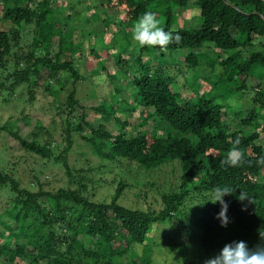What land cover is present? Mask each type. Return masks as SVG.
Masks as SVG:
<instances>
[{"label":"trees","instance_id":"1","mask_svg":"<svg viewBox=\"0 0 264 264\" xmlns=\"http://www.w3.org/2000/svg\"><path fill=\"white\" fill-rule=\"evenodd\" d=\"M29 1L0 0L1 16L16 26L36 25L44 52L49 51L53 37L59 38L64 49L69 35L60 25L49 21L50 0H40L38 9ZM191 2L200 12V27L173 30L177 14ZM132 6L122 29L133 28L139 17L152 12L162 28L171 31L173 36H180L178 42L174 40L168 45L167 51L146 46L134 60L124 58L122 53L115 57L126 80L137 71L130 81L135 89L132 104L138 102L144 107L140 114L144 115V121L152 123L151 134L144 127L135 133L128 130L112 133L98 120L95 127L86 119L84 109L83 122L76 129L87 128L86 140L94 154L109 169L111 165L117 166L119 172L110 177V171L98 168L97 181L88 180L82 174L77 182L79 187L56 191H46L38 180L39 188L32 191L21 187L12 174L0 169V190L11 182V189L16 193L10 207L0 210L3 229L0 264H159L152 253L161 251L162 246L176 257L177 254L193 255L191 260L184 258L187 264H200L198 258L206 261L232 241H246L249 248L264 245L259 237V232L264 231V166L257 165V158L264 155V144L258 141L264 132V0H133ZM18 31L15 30L14 38ZM10 33L0 29V69H5L7 64ZM210 44L215 46L214 55L205 61L211 65L212 72L201 74L199 70L192 78L182 73L186 81L190 80L184 86H193L199 80L210 85L207 95L195 93V101L184 98L181 90L174 89L172 77L165 76L160 67L153 69L151 60L144 59L142 53L144 50L158 56L189 49L186 62L195 69L200 65L201 50ZM36 45L25 54L24 69L11 71L0 80V95L6 90L15 93L21 85L33 82L38 85L39 79L32 82L31 76L39 74L40 63L53 72L69 71L65 82L59 80L62 87L70 78H80L73 62H61L59 53L55 58L37 54L40 45ZM249 47L257 49L243 56V50ZM30 62L33 67L28 66ZM217 66L221 67L222 74L215 73ZM47 77L45 73L38 78L46 81ZM121 87L116 90L119 97L125 94ZM45 89L51 91L49 86ZM245 91L252 93L251 101ZM74 92L67 96L70 103L75 102ZM34 93H29L31 102L35 100ZM136 109L126 100H120L117 108L112 104L107 109L94 107L96 112L114 115L116 124L122 122L117 115L119 111H124L129 120ZM159 130L161 134L157 133ZM17 138L27 151L51 156L47 146ZM237 138L238 146L234 144ZM71 144L64 152L70 150ZM233 148L242 153L240 166L221 165V160ZM55 161L72 175L62 153ZM167 165L170 174L163 178L154 176ZM138 174L149 177L139 190V199L146 203V209L121 203L127 189L133 187L130 180ZM217 185L236 189L224 197L229 202L227 227H221L215 219L219 202L202 204ZM101 188L109 189L103 199H97L95 192L89 196L92 189L100 191ZM152 188L157 190V195L152 194ZM240 192L248 196L243 201L238 199ZM152 200L159 207L148 202ZM60 222L65 231L62 237L55 227ZM138 246H142L140 253Z\"/></svg>","mask_w":264,"mask_h":264},{"label":"rangeland","instance_id":"2","mask_svg":"<svg viewBox=\"0 0 264 264\" xmlns=\"http://www.w3.org/2000/svg\"><path fill=\"white\" fill-rule=\"evenodd\" d=\"M39 1L31 0L29 2L33 8L38 9ZM132 2L133 0H112L111 3L109 0H50L52 11L49 13V21H52L57 26L60 25L63 32L68 34L69 37H67V44L63 47L64 49L60 46L59 38L53 37L47 52H44L42 39L36 33V25L29 23L16 26L1 16L0 8V29L11 31V47L7 55L8 59H6L5 69H0V80L4 79L11 71L24 69L27 64L25 54L32 51L34 46H37L36 44L40 45V48L37 49V54L44 53L49 58H55L59 53L60 61L68 60L73 62L74 67L79 70L80 74L79 79L70 78L67 80L65 87H62L59 84V80L62 79V82H65L69 71L59 70L58 72H53L48 65L49 69L40 63L37 66L38 71L42 76L48 73L46 81L40 80L38 74L37 76H31L32 82L39 79L37 80L38 85L33 82L29 85L19 86L15 93L8 90L1 92L0 169L5 174H12L21 187L35 191L39 188L40 182L46 191H56L59 188L74 189L79 187L77 182L82 174L88 180L97 181L99 179L97 177L98 168L103 171H110V177L119 172L117 166L111 165L109 169L107 163H103L94 154L92 146L86 140L89 133L86 130L87 128L83 130L76 129L78 124L83 122L81 114L84 109H86L87 113L86 119L95 127H97L98 120L112 133H118L122 130L135 133V131L144 127L151 134L152 123L144 121V115L141 116L140 114L144 107L138 102L132 104L134 101L132 92L135 89L130 85V81L133 74L137 71L135 69L134 73L130 74V78L126 80L115 60L118 53H122L124 58L134 60L142 50V48L135 46L131 40L133 28L122 29L125 20L130 17L128 10L133 8ZM187 7V9L182 8L177 14L176 20L171 27L173 30L200 27L199 10L192 2ZM116 9H119V12ZM120 19H123L124 22H120ZM16 29L19 30L18 36L14 38L13 35ZM214 47L213 44L203 47L201 50L202 55L199 56L200 65L195 69L186 62V55L189 53V49L178 50L170 54L164 52L165 54L158 56L157 54H148L144 50L142 53L144 59L151 60L153 69L160 67L165 76L169 75L172 77L174 81L172 87L174 89L181 90L184 98L195 101V93L201 96L207 95L206 92L209 90L210 85L204 80H199L193 86H184L185 77L192 78L199 70H202L200 71L201 74H204V71H211V65L207 64L205 59L214 55ZM256 49V47H249L243 50L242 55L247 56ZM163 59L166 61L165 63H163ZM33 60L34 58H32ZM28 66H32V63L30 62ZM184 72L186 73L185 77L182 74ZM222 72L221 67L217 66L215 73L222 74ZM112 75L115 76L114 79L110 77ZM186 82L190 84V80ZM46 86L50 87V92L45 89ZM119 86L125 89L124 96L119 97L116 95V90ZM191 87L195 88L192 90ZM72 90H75L74 103L66 100ZM21 91L23 93L20 96ZM30 92H35V100H32V102L29 97ZM245 95L250 98L249 96L252 93L245 91ZM120 100H126L137 107L131 113L129 120L124 111H119L117 115L122 120L120 124L115 123L114 115H106L105 113L94 111V107L104 106L107 109L110 104L117 108ZM251 100L250 98L249 101ZM226 113L230 116L229 111ZM143 124L146 125L142 126ZM245 132L250 133V131ZM157 133L161 134L162 131L159 130ZM18 136L35 141L40 146H47L51 156L43 157L40 154L27 151L21 146ZM258 141L264 144V132L261 133V138ZM70 142L72 143L70 150L64 152ZM61 153L67 159L72 175L67 173V170L59 161H55L56 156ZM176 165L179 166L178 163ZM168 166H164L161 172L156 171L154 176L166 177L167 174H170ZM80 169L84 170L81 172ZM106 177H108V172ZM148 178L145 174L133 176L130 180V184H133V187L127 189L121 203L128 207L146 209V203L144 204L143 200L139 199V190ZM7 184L0 190V210L2 211L10 207L11 200L16 195L11 189V182ZM147 188L151 190L150 186H147ZM156 191L155 188H152L153 195H157ZM92 192H95V197L101 200L109 194V189L101 188L100 191L92 189L88 193L89 196ZM148 202H154L153 206L156 204L159 207L153 200ZM55 227L62 237L65 234L62 222ZM2 231L3 229L0 225V233ZM166 249V246H162L161 251H153V258L157 263L187 264L184 258L191 260L193 257L191 254L182 256L177 254L176 257L173 252H169ZM137 250L140 253L142 246H138ZM219 252L213 254L212 258ZM210 258L208 257V259ZM202 259L198 258L201 261L200 264H205V259Z\"/></svg>","mask_w":264,"mask_h":264},{"label":"clouds","instance_id":"3","mask_svg":"<svg viewBox=\"0 0 264 264\" xmlns=\"http://www.w3.org/2000/svg\"><path fill=\"white\" fill-rule=\"evenodd\" d=\"M131 40L139 48L147 46L167 51L168 45L174 40L178 42L180 36H173L171 31H166L162 28L155 13L145 12L133 25ZM239 143L240 140L237 138L234 144L238 146ZM241 163L242 153L239 152L238 148L230 149L221 160V165L232 168L240 166ZM257 165L264 166V155L257 158ZM235 190L228 185L214 186L211 190L210 198L202 203L211 201L213 204H216L219 202L220 208L215 214V219L219 221L221 227H227L230 222L228 216L229 202L224 197L233 194ZM245 197L248 196L240 192L238 199L243 201ZM259 237L261 240H264V231L259 232ZM205 264H264V245L258 244L255 248H249L246 241H232L225 244L215 257L207 259Z\"/></svg>","mask_w":264,"mask_h":264}]
</instances>
